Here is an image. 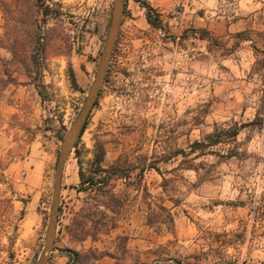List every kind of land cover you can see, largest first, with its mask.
Masks as SVG:
<instances>
[{"label": "rangeland", "instance_id": "rangeland-1", "mask_svg": "<svg viewBox=\"0 0 264 264\" xmlns=\"http://www.w3.org/2000/svg\"><path fill=\"white\" fill-rule=\"evenodd\" d=\"M113 5L0 0V264L39 262ZM97 102L47 264H264V0H127Z\"/></svg>", "mask_w": 264, "mask_h": 264}, {"label": "water", "instance_id": "water-1", "mask_svg": "<svg viewBox=\"0 0 264 264\" xmlns=\"http://www.w3.org/2000/svg\"><path fill=\"white\" fill-rule=\"evenodd\" d=\"M124 12L125 0H114L111 23L95 79L78 116L74 120L71 128L68 130L65 138L63 139L54 177L53 198L45 244L38 264H47L49 260V254L53 251L59 224L62 180L66 164L75 149L77 141L85 129V126L104 87L111 58L114 52V47L117 43L123 23Z\"/></svg>", "mask_w": 264, "mask_h": 264}, {"label": "trees", "instance_id": "trees-1", "mask_svg": "<svg viewBox=\"0 0 264 264\" xmlns=\"http://www.w3.org/2000/svg\"><path fill=\"white\" fill-rule=\"evenodd\" d=\"M126 6H127V0H125V8H126ZM144 8L146 9V18H147V21H148V23L151 25V26H153V27H155V28H157V27H160V25L162 24V21L160 20V18L159 17H154V15H153V9L149 6V5H147V4H145V6H144ZM47 8H45V10H44V14L45 15H47ZM98 104V102L96 103V105ZM87 125H88V122H87V124H86V126H85V129L83 130V132H82V134H81V137H82V135H83V133L85 132V130H86V128H87ZM234 136L236 135V133L235 134H233ZM80 137V138H81ZM79 138V139H80ZM220 139L221 138H218V140H216L215 142H212L213 144L212 145H210V146H213V145H216V144H218V143H220ZM79 141V140H78ZM78 141H77V144H78ZM77 144H76V146H77ZM202 144H195V146L193 147V150H195L196 148L195 147H198V146H201ZM209 145V144H208ZM75 146V147H76ZM98 163H99V168L101 167L100 165L103 163V155H99V158H98ZM113 171H114V173H112V174H110L109 175V177H107L106 179H104L103 181H101V182H99V183H102L103 185H109V183H111L112 181H113V177H117V175L118 176H120L121 174H120V170H119V168L117 167V166H114V167H112L111 168ZM80 179H81V186H84V185H86L87 183H90L89 185H95L96 184V180H94V179H91V180H89L90 182H86V181H84V176H83V174H82V172H80ZM110 205V204H109ZM109 205L108 206H106V207H108L109 208Z\"/></svg>", "mask_w": 264, "mask_h": 264}]
</instances>
